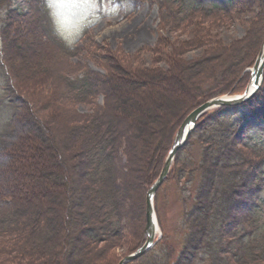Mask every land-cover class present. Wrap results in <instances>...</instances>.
Listing matches in <instances>:
<instances>
[{
  "label": "trees",
  "instance_id": "obj_1",
  "mask_svg": "<svg viewBox=\"0 0 264 264\" xmlns=\"http://www.w3.org/2000/svg\"><path fill=\"white\" fill-rule=\"evenodd\" d=\"M143 1L151 6L156 5L161 18L164 13L178 21L179 16L184 18L179 15L180 7H173L174 3H180L191 9L194 14L190 18L197 17L195 21L203 17L211 18L209 20L212 21L209 26L202 23L197 25L194 21L190 37L170 48L165 70L121 65L117 56L108 54L109 63L112 64L104 67L105 73L99 74L84 67L78 75L70 79L62 78L64 88L58 95L60 98L61 95L68 97L73 104L88 102L102 94L103 103L81 117L76 124L71 123L70 126L67 123L66 131L75 137L72 138L74 160L67 166L63 156L58 153L59 147L51 138H48V144L42 139L39 142L30 141L25 146L26 150L20 152L23 161L14 168V176L31 178L33 175L34 182L29 185L23 182L21 189L14 187L11 192L5 188L0 192V244H6L7 241L16 243L22 251L21 255L25 257L23 263L17 264H95V260L98 261L94 259L97 257L95 254L101 256L110 245L122 238V222L129 219L127 213L130 209L126 207L129 200L124 191L128 188V179L137 176L134 172L138 166L141 181L137 186V201L140 205L136 222L137 235L127 253L139 247L143 240L145 191L156 179L181 121L193 108L209 98L241 92L247 84L249 74L243 71L253 63L264 39V0H259L261 11L256 15L261 18L262 29L252 53L243 61L238 59L242 48L240 44L243 46L247 41L242 42L243 39L238 38L228 44L224 43L217 30V22L220 21L213 20L233 19L242 14L245 7L238 4L239 0H135L138 3ZM14 12L10 10L8 13L16 21L21 13ZM40 14L41 21L45 23L44 36L49 38L50 43L64 52L70 48L77 49V45L69 46L55 33L44 5L40 6ZM190 22L188 19L187 23ZM172 26L177 27V24ZM253 26L257 32L258 29ZM8 31L6 25L0 32L5 66L2 67L16 88L9 90H15L14 98L17 101L13 100L16 104L15 113L7 124V131L0 137V153L9 150L13 144L16 118L25 111L23 103L28 102L23 94L30 93L36 97L39 95L36 91L40 90H33L32 84L29 93L23 90L21 80L24 76L18 74L21 64L18 63L17 51L13 50L12 55L10 53L7 56ZM248 44L251 45V41ZM195 48L201 49L198 56L182 59V51ZM48 71H44V77L52 80L54 74ZM39 72L33 69L30 72L31 80H38ZM15 79L20 85H15ZM186 79L190 80L189 85H180L181 95L189 102L179 111L178 119L169 123L164 118V112L170 99L161 102L149 97V91L161 87L162 83L170 84L168 91L176 90V85ZM111 82L122 86V93H119L115 105L110 107L112 111L108 113V87ZM211 85L213 87L208 89ZM53 88L51 94L50 90L40 91L43 94L42 103L38 101L35 110L29 112L26 109L28 115H33V119L29 117L28 121L38 124L37 127L45 131L53 126L56 119L52 111L56 109V88ZM131 93L138 96L133 97ZM131 106L134 117L129 111ZM19 107H22V111H19ZM73 109L74 105L65 108L67 112ZM37 111L45 116L40 119ZM127 113L132 116L133 125L137 123L139 132L145 136L151 131L158 134V137L153 135L150 139L146 138L148 147L155 155L150 157L146 152L141 155L136 166L131 163V154L127 152L129 141L125 126L119 127L122 117ZM251 117L259 121L260 128L264 130V72L261 87L249 101L237 107L217 108L203 114L174 158L165 182L177 177L184 184H192L189 176H198V183L192 188V205L183 212L186 232L181 249L175 252L170 248L157 257L154 248L161 242L159 240L142 256L127 264H264V185L260 184L264 175V141L250 142L235 136L240 123L243 131L250 129ZM160 130L161 133H158ZM193 139L207 145H202V156L198 164L181 159L179 153ZM18 146L14 143L17 151ZM145 150L142 148L143 152ZM184 176H187L186 180ZM44 184L62 191L66 189L67 196L63 192L59 197L61 201L66 199L67 205L61 202L32 201L26 189L36 195H43L47 193ZM65 210L70 215L67 221H71L65 222ZM67 223L69 231L65 230ZM99 243L102 246H98ZM204 257L213 258L216 262L203 263ZM221 259L225 262H219Z\"/></svg>",
  "mask_w": 264,
  "mask_h": 264
},
{
  "label": "rangeland",
  "instance_id": "obj_2",
  "mask_svg": "<svg viewBox=\"0 0 264 264\" xmlns=\"http://www.w3.org/2000/svg\"><path fill=\"white\" fill-rule=\"evenodd\" d=\"M238 4H242V7H245V9L242 10V14L239 16L227 20H217V18H213V20L216 22L220 21L217 22V30L224 43L228 44L230 41L238 38V40L243 39L242 42L247 41L243 43V46L240 44L242 48L238 59L241 58V61H243L252 53V48H254L253 45L257 41L259 31L262 29L261 18H257L261 8L259 0H239ZM41 5L47 8L55 33L69 46L77 45L75 47L77 48L76 50H74V48H70L67 52L59 50L55 44L50 43L46 35L44 36L45 32L43 26L45 27V23L41 21ZM173 7H180L179 15L184 16V18H180L179 16L178 21L175 18L168 17V13H164V17L161 18L156 5L151 6L144 1L143 3H138L135 2V0H60L55 6H50L49 0H2L0 5V32L2 28L7 25L9 28V41L7 40L6 42L9 49L7 56H9L10 53L12 55L13 50L17 51L18 63L21 64L18 74L22 77L24 76V79L21 80L23 90L29 93L31 84L33 85V90L35 88H39L40 90L36 91L39 94L36 97L32 96L30 93L29 95L26 93L23 94L27 97L28 102L27 104L23 103V110L25 109V111H22V107H19V111H22V113L17 116L15 121L16 129L12 139L13 144L11 143L12 145L9 150L0 153V192L4 191V188L7 189L6 191L10 192L14 187L21 189L23 182L28 185L34 182L33 175L31 178L24 175L23 177L14 176V173H16L14 168L23 161L21 151L26 150L25 146L30 144V141L33 142L37 140L39 142V139H42L48 144V138H51L53 143H56L59 147L58 153L65 159V166L73 162L74 158L72 152L74 148H72V145L74 144V139L72 138L75 137H72L71 134L66 131V125L68 122L70 126L71 123L76 124L85 114L97 109V106L103 103V96L99 94L88 102H76L71 104L72 102L68 97L63 95H61V98L59 97L60 92L64 88L62 81L63 77L70 79L78 75L84 67L98 72L99 74L105 73L104 67L112 64L109 63L110 56L107 58L108 54L117 56L120 60L119 63H122L121 65L149 67L157 70H165L167 68L166 56L170 54V48L176 47L178 42L185 41L186 38L188 39V37H190L192 25L195 24L194 21L197 20V17L190 18L191 15L194 14L190 11V8L180 5V3H174ZM10 10L16 11L14 12L15 14L21 13L16 18L17 22L9 16L10 13L8 12H10ZM188 19L192 22L187 23ZM209 19L203 17L201 20L195 22H197V25L201 23L202 25H208L212 21ZM250 21L251 26L249 28ZM173 24H177V27H173ZM208 26H206L205 29H207ZM252 26H256L258 31L256 32ZM84 29H86V34H82ZM1 40L2 37L0 33V137L7 131V124H9L10 118H12L15 113L16 107H14V105L16 104H14L13 100L17 101V99L14 98V89L16 88L12 86L7 71L2 67L4 53L2 51L3 42ZM248 41H251V50V45L248 44ZM200 52L201 49L199 48L193 50L185 49L180 56L182 59H190L198 56ZM33 69L40 70L37 75L39 76L37 78L38 80H31L30 78V72H32ZM46 70L54 74L52 80L50 78L45 79L44 71ZM194 74L196 75L198 72ZM190 75L191 74H189V76ZM55 78H57V80H55ZM189 81L190 80L187 79L182 80V83L180 82L181 84L176 85V90L171 89L168 91L170 84H168V86L162 83L160 85L161 87L151 88L149 91V97H154L161 102L170 99L169 102L166 103L168 106L164 112V118H166L167 122L169 121V123H171L175 119H178L180 115L179 111L189 102L181 95L180 86H188ZM15 85H20V82L16 81V79ZM12 87L14 88L13 92L10 91ZM53 87L56 88V99L54 100L56 101V109L52 111L56 119L55 122H53V126L48 127L49 129L45 131L39 129L37 127L38 124L28 121V119H30L29 117H33V115L30 116L28 114L36 109L38 101L40 104L42 103L43 94L40 93V91L50 90L51 94V92L54 91ZM212 87L213 85L209 86L208 89ZM153 90L155 93H153ZM108 91L109 100L107 107L109 108L107 112L110 113L112 111L110 108L111 105H115L116 98L119 93H122V86L115 82H111ZM131 94L133 97L138 96L137 93V95ZM71 105H74V109L67 112L65 108L67 107L68 109ZM26 109L29 111L28 113ZM129 109L128 110L130 113H133L134 117L135 113L133 112V107L131 106ZM36 114L40 119L45 116L41 111H37ZM122 118L127 125L122 121L119 127L122 128L125 126L124 130L128 135L129 141V143H127V152L129 155L131 154V163H133V166H136L141 155H144L146 152L147 156L155 155V152L153 150L151 151L148 147L146 138L150 139L153 135L158 137V134L156 131H151L145 136L137 129L136 122L133 125L132 116L130 114L127 113L125 117ZM250 119H252V126L250 129L243 131L242 124L240 123L235 131V136L239 138L243 137V140L246 141L251 140L250 142L264 141V130L260 128V122L253 120V117ZM128 122L132 125H129ZM158 133H161V130ZM38 134H40V136H37ZM60 140L63 143H61ZM65 142H67V145H64ZM14 143L19 145V151L14 147ZM202 145L205 147L207 146L203 142L198 143L195 139H193L190 144L188 142L185 148L179 152L181 159L190 160L195 164L200 163ZM142 148H144V150L146 149L145 152L142 151ZM139 168L140 166H138L134 172L137 176H132L128 179L129 184L126 186L128 188L124 191V193L127 194V200H129L126 207L130 209L127 213L129 219H124L122 222V238L113 245H110L101 256L100 254H95L97 257H94V259L98 260H95V264H107L108 262L109 264H117L114 262H116L118 258L121 259L126 255L130 245H132L135 240L137 235L136 222L138 208L140 206L138 202L139 187H137L138 183L141 181L139 178L141 174L138 172ZM186 177L187 176H184L183 179L186 180ZM189 179L193 181L192 184H184L181 179L179 180L177 177L169 178L165 183L160 185L156 191L154 205H156L155 211L159 225V232L156 234V237L159 236L161 240L154 248V254L157 257L161 256L162 253L168 252L170 248L176 252L182 247L181 242L186 232L183 212L184 209L186 210L192 205V188L198 183V176L191 175ZM263 181L264 175H262V179L260 180L261 185H264ZM43 187L47 190L46 194L36 195L35 192H29L28 188L26 189V194L29 195L32 201H49L57 204L61 202L63 205H67V200L62 199L61 201L59 197L63 192L67 196L66 189L63 191L57 188L54 189L47 184H44ZM63 216L65 222L71 221V219L67 221L70 215L67 214L66 210ZM65 226V230L69 231V223ZM98 246H102V244L99 243ZM21 253L22 251L18 249L16 243L7 241L6 244H0V264H17L22 261L24 262L25 257H23ZM220 257L223 256L221 255ZM207 262H216V260L214 261L213 258L204 257L203 263ZM219 262L225 261L221 259Z\"/></svg>",
  "mask_w": 264,
  "mask_h": 264
},
{
  "label": "water",
  "instance_id": "obj_3",
  "mask_svg": "<svg viewBox=\"0 0 264 264\" xmlns=\"http://www.w3.org/2000/svg\"><path fill=\"white\" fill-rule=\"evenodd\" d=\"M263 66H264V41L262 43L261 49L257 54V57L255 59L252 68L249 70L250 79L241 94L211 98L203 102L196 108H194L192 111H190L182 120L176 132L174 141L167 152V155L165 157L163 166L160 170L158 177L149 186V188H147L145 193V208H144L145 239L139 248L122 257L117 264H126L127 262H130L133 259L137 258L143 252L148 250L153 245L154 241L157 239L155 238V234L158 231V224H157L156 214L153 205L154 195L157 189L159 188V186L165 180L178 149L184 145L185 141L189 136V133L191 132V130H193L195 126L196 120L204 112L212 108L239 105L244 101L250 99L261 84Z\"/></svg>",
  "mask_w": 264,
  "mask_h": 264
},
{
  "label": "snow or ice",
  "instance_id": "obj_4",
  "mask_svg": "<svg viewBox=\"0 0 264 264\" xmlns=\"http://www.w3.org/2000/svg\"><path fill=\"white\" fill-rule=\"evenodd\" d=\"M59 2H60V0H49V5L50 6H55Z\"/></svg>",
  "mask_w": 264,
  "mask_h": 264
}]
</instances>
